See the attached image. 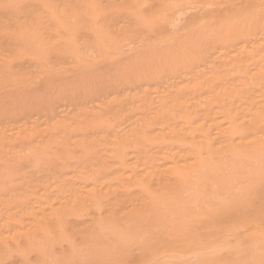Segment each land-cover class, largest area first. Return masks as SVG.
<instances>
[{
    "label": "rangeland",
    "instance_id": "374dc122",
    "mask_svg": "<svg viewBox=\"0 0 264 264\" xmlns=\"http://www.w3.org/2000/svg\"><path fill=\"white\" fill-rule=\"evenodd\" d=\"M123 1L125 0H96L94 2H97V4L94 6L93 0H89V5L90 2L93 4L90 5V7L88 5L92 13V17H89V13H86L88 12V7L86 8L87 0H0V41L2 43V40L11 38V42L14 41L13 50L21 47L18 49V52L20 51V53H22L20 55L26 53L24 57L19 55L18 57L16 56V58L13 56L15 53L19 54L16 51L12 54L13 59H11L9 55L7 56L9 58L6 64L9 65L8 67L15 73V76L11 73V78H17V75H26L27 77L29 76L34 83V87L33 83H30L31 85L26 84L28 88L31 86L30 89H27V92L26 89H24V91L20 90V87L23 89L25 86L19 84L17 90L18 88L20 89L17 94L20 92L21 95L12 94L13 91L11 92V95L17 96H15L17 98L16 100H14L15 98L13 99L14 101L11 100V97H14L11 95L9 97L8 95L6 96L9 101L11 100L9 103L6 102V97L5 99L2 97L0 98L8 104L4 107L6 104L3 103L4 101L1 102L0 100V104L3 103V106L0 105V112H2V110L4 112L0 113V264H44L45 262V264H100V262H102L101 264H148L149 262L147 263L143 259V262L145 261L146 263L141 262V254L145 250L144 246H146V236L143 235L145 230V234H148L147 236H153L155 233L162 232L159 237V239H161H158L159 241L157 240L154 242V239L151 240L154 242L153 244L155 247L159 246L157 250L163 251L169 249L171 251L170 247L173 245L172 250L173 247L175 249L173 252L176 253L177 251L179 255H182L181 257H184V260L191 250L195 252L193 249L199 248L196 246H200L203 240H205L204 243L210 242V245L213 243V245H216L218 240L222 242V239H224L223 241L226 240V244L230 246V251L218 255L211 264H233L235 262L233 259L235 260L239 255L235 252L234 247L241 242H245V240L247 241V239L248 241L254 240V236L255 238L259 236L255 233H253V235L251 234L250 228L252 225L250 219L254 221L253 216L249 219L251 226L249 225L250 227L248 230L250 234L247 230V226H244L245 224L242 225V228L239 227L241 222L237 219L241 210L234 208L238 205L237 201H239L240 204V200L236 198L237 196L235 194L237 201L231 202L236 199L233 198V194L231 197L228 189H232L231 185H239L238 182L240 178L241 180L243 178L242 174H244L245 177L248 176V179H244V183L246 181L245 188L247 189V186L252 184H249V182L253 181L249 179L253 174L251 171L256 169V165L257 168H259L258 161L260 160L258 159H261V157L257 156L260 154V151L255 147L252 148L253 146L260 145V142L242 145V143L239 144L236 141H234L236 142L234 143L232 140H237L239 133L240 136L242 135L244 137L246 134V138L247 136L251 138L256 135L257 131L261 134L263 132L262 130H264V0H252L254 3L252 4L251 2V6H246L247 0H231L230 2H236V5L242 1V9H244L243 11L241 9L242 16H239L241 13H238L239 15L237 14L239 18L237 16L231 18L232 14L228 15L230 12H226L228 16L224 15V11L221 12V8L225 11H229V9H225L224 7L228 5L231 10V7L234 5H229L231 3L229 1L226 2V0H216V3L213 2V5L211 4V6H213L211 9V6L208 5L209 7L207 8L211 11H202V7L196 4L195 7H197V9L195 8L194 10V6L191 7V5L194 4H189L190 2H188L190 8L187 7L188 5H184L187 4L186 2L181 3L182 7L179 2L176 4L179 10L175 8V11H178V13L176 14L173 12L171 13V17V14L167 16L169 17L167 19H171V22L174 21V24L168 20L170 24L166 25L167 27L171 25L173 29H171L170 26V28L167 29L170 32L164 31L165 33L162 32L159 33V35H154L155 30H153L154 33L151 32L149 35L147 33L150 31H142L146 34H139V31H136L139 29H135L140 26L141 22L142 27L144 26L143 20L153 11L150 8L152 7L153 9L156 2H158L157 0L156 2L155 0H147L143 8L141 5L142 9L140 8L141 10L139 9V11H142V14L140 15L139 11H137L139 13L135 10L132 11L131 8L134 7L132 5L126 4L127 8L123 7L128 10V6H130L131 10L129 9V12H134L133 15L136 14L133 17L138 16L140 18L143 17L145 13H148L147 15L145 14V19L142 18L143 20L138 19V17H121V15L125 16L123 15L124 13H122V9L119 10ZM144 2H146V0ZM218 2L222 4H218ZM123 5L125 6V4ZM198 7L202 9L201 14L203 13V15L207 12L210 17L209 13L213 11V13L216 12V15L223 13V17H229V19H224L221 15L219 16L221 21L224 19L222 22L220 21L216 24L218 19L214 18L212 19L214 20L213 25H210L212 20L205 17L206 21L208 20V24L206 22L202 24L203 21H205L202 20V22L198 21L201 23H199L198 26H196V23L194 28L192 26V28H189L191 20L195 17L199 18L198 16L201 15L198 12L200 11ZM234 7L236 8L235 5ZM180 8H183V10ZM214 8H216V11H214ZM111 11H120L119 13H121V15H117L119 13L116 12V17L112 15V18H116L114 19V24L112 23L113 21L110 23L104 22L103 24L102 21L104 19L101 20L100 18L103 15L104 17L102 18H105V14L107 17L110 13H113ZM143 12L145 13L143 14ZM181 12L182 14L180 15ZM195 13L196 15L198 14V16L194 15ZM49 15L52 19L53 17H55V19L58 18L57 23L55 22L56 25H52L54 27L51 26V30L47 27L48 22L51 23ZM158 16L161 15L158 14ZM13 17L14 19L16 17L18 18L15 19L16 22L12 20ZM219 17L217 16V18ZM69 18H71L70 21H68ZM110 18L107 20L110 21ZM236 18L238 19L235 20ZM177 19L181 21H176ZM11 20L12 23L10 22ZM17 20L20 22L19 25L17 24ZM89 20L91 22H89ZM229 21H231L230 23L235 22V24L230 26L231 24ZM13 22L20 26L19 31L18 28H12L15 27L13 26ZM94 22H96L95 25ZM71 23L75 25L78 23L79 25L77 24L75 26ZM101 23L103 26L100 25ZM97 24H99L101 28L97 26ZM178 24L182 27L185 24H187V26L189 25V27L185 29L189 31L190 34H188V32H186V34L181 33L180 31L186 26L181 28ZM223 24L227 26H222ZM80 25H84V27ZM88 25L89 29H87ZM91 26H93V28ZM199 26L203 27L201 28L203 29L202 31L199 29ZM85 27L87 30L83 29ZM98 27L101 31L103 30L102 32L109 31L111 34H117L118 42H116L118 45L114 43L117 47L115 48L114 46L113 48L112 46V52H110L108 57L98 52L96 47L91 48V45H89V49L88 47H83V45L81 48L82 51H79L82 52V54L79 53L80 59L76 57L73 58L74 56L72 55L73 57H71L69 54L66 56L61 55V58L58 55L59 60L55 59L57 57L54 59L52 58L54 56H52V54L55 53L54 49H58L57 51L62 50V53L67 52L64 50L67 45L64 46L63 44L67 36H72L74 38L79 37L80 40H88L92 38L90 29L92 28L93 31H99ZM76 29L79 31H76ZM153 29H155V27ZM185 29L182 32H185ZM157 30L159 31V28H157ZM190 30L192 31L190 32ZM175 31L178 32L176 33ZM179 32L180 34H178ZM189 35L191 36L189 37ZM14 38L20 40L19 42H21L23 47L19 46ZM167 38H169V40H167ZM173 40L175 42H173ZM1 43L0 47H2ZM10 46H8L9 49ZM92 47L94 46L92 45ZM6 49L7 47L5 50ZM38 50L41 53L44 52V56L46 53L45 57L47 58L41 56L42 54L40 55ZM0 52L4 56L7 55L5 54L6 51L2 52L1 48ZM31 53H33V55L36 54V56L39 53L38 55H40L41 59L42 57L45 59L46 62H44V64H47L45 65V69L38 66L42 62L40 57L37 56V59L41 60L39 64L38 62L36 63V56L30 55V58H27L29 57L28 54ZM112 53L113 56L111 55ZM32 56L34 57V61L31 59L33 58ZM26 58L29 62L33 61L36 65H34V63H29ZM22 61L28 64H24ZM4 62L7 61L5 60ZM32 65L34 67H32ZM4 66L6 67L5 64ZM218 66H220L221 69ZM10 79L7 78L4 81L9 83ZM13 79L10 83H13ZM6 83L4 82L2 85L6 86ZM0 88H2V92L8 91H6V88L4 90L1 85ZM8 88L9 87H7V89ZM9 89H11V87ZM12 89H14V87ZM31 89L32 91H30ZM212 90L214 92H212ZM216 96L218 100L215 99ZM211 97H213V100ZM236 104H239V106ZM236 115H238L237 118H235ZM259 119L263 121L261 122ZM253 120H258L259 122L254 123L256 125H251L253 124V122H251ZM233 132L236 133V135ZM252 132L254 135L251 134ZM194 138L195 142L197 141L196 143L194 142ZM245 142L246 140H244L243 143ZM196 144L198 146H196ZM194 146L195 148L202 146L203 149L200 152L204 155V159L202 154L199 155L198 153L201 147L196 148L199 149L197 151L193 149ZM192 150H196L199 159L200 156L202 158L198 160L197 155L195 156ZM216 151L222 154L218 155L219 152L215 154ZM251 151L255 153L251 154ZM226 152H229L232 156H234L233 153L235 152L234 154L236 155L233 158L232 156L230 157L229 154L227 155ZM207 153L208 155H205ZM135 154L137 156H133ZM196 159L199 162L201 160L206 161L207 166L210 164L211 167H209V170L210 168H214L213 170L211 169L212 171H208L205 176L203 175L199 181L198 185H202L201 187L203 188L207 180L205 183L207 186L203 188V195L205 198L201 195L204 200L201 201L202 199H198L195 201V203L198 202L197 204L192 202L194 201L192 196H196L194 191L198 192V190L201 191L202 189H197L196 187L193 188L194 191L192 190L191 192L190 190V194L183 192V194H181V191L178 192L176 189L177 183H175L176 172H181V169H183L180 174H187L191 168H194V164L192 163L197 162ZM233 159L234 164L232 163ZM236 159L240 160L237 161ZM226 160L228 161L227 163ZM212 162L213 165H211ZM235 163L241 166L237 164L235 166ZM182 164L186 165V167H184V165L182 166ZM233 166H235L236 171ZM144 169H147V171ZM141 171L144 173L140 174L142 173ZM149 172L154 176H151L152 180L154 179L152 182ZM167 172H169V174H167ZM136 174L139 177L137 181ZM144 174L148 178L145 177V181L141 182L140 179L142 180L141 177H144ZM207 174L210 180L207 179ZM220 174L223 175L224 180L226 179L225 181H223ZM228 175L230 178L234 177V179L237 178V180H239L230 179ZM219 181L224 183L221 182L220 185ZM224 184L225 186L223 187ZM147 186L151 189L149 187L147 188ZM208 186L213 187H210V189ZM237 186L235 185L234 187ZM167 187L172 188L167 189ZM206 188L210 190L208 191ZM225 189L226 193H224ZM162 190L164 193H160ZM234 190L236 189L234 188ZM126 191H128V194ZM146 191L149 194H147ZM167 191H170L172 194H167ZM215 191L218 192L216 193ZM219 191H223V196H221ZM261 191V189L257 191L258 195ZM212 192L214 196H211L213 194ZM136 194L137 196L140 195V197H145L146 194L148 196H146V198L138 197L139 199H137V196L135 197ZM150 194L153 197L150 196ZM185 194L188 196V202H192L191 204L189 203V205L186 204L187 207L191 206L194 210L190 209L191 212L187 211L191 214V218H185L181 222L180 219L184 213L181 214L178 209L179 215L181 216L179 217L177 208L181 203H183V205L185 204L184 201L179 202L184 198ZM215 194H220V196ZM239 194L241 193L239 192ZM224 196L226 199H231L230 203L229 200H227L228 204L225 202L226 205L222 202L224 201L223 199H225ZM154 197L157 198L155 199ZM122 198L125 199L122 201ZM159 198L162 201H160ZM191 198H193V200ZM135 199L137 201L139 200V203H137ZM146 199L147 201H145ZM151 199L153 200L151 201ZM215 199L217 201H215ZM199 201L203 203L201 204L200 202L199 204ZM204 202L207 203L205 204ZM145 203L148 204V206ZM216 203H218L217 206ZM207 204L212 207L210 208ZM221 204H224V206ZM157 205H160L161 208ZM161 205H163V207ZM203 205L204 207H202ZM142 206L144 208H142ZM196 206H199L200 210L199 207H197V209ZM213 206H216L218 210H216V207L213 208ZM137 207H140L141 211L140 209L137 210ZM133 208L136 210L135 212ZM237 210L239 211L236 212ZM137 211L141 212V216L139 215V218H141L139 219L140 222L137 221L138 217L134 216L139 214ZM194 211L195 214H193ZM233 211L235 214H231ZM126 212H128L129 216H126ZM143 212H148V214ZM203 212L207 215L200 216ZM52 213L59 216V223H61L55 229L51 221L53 220L56 222L55 219L58 216L53 218L55 215H50ZM129 213L134 215H130ZM142 213L144 215H142ZM189 213L187 214L189 215ZM227 213L229 214L228 216L231 214V218L226 216ZM218 214H220V216L224 215L222 218L225 217V221H227L228 218L227 225L220 216L218 217ZM244 214L243 216H245ZM249 214L252 215V213ZM145 216L148 219L145 218ZM243 216L242 219L245 220ZM169 217H171L172 220ZM263 217L262 219L260 217V221H263ZM125 218L127 220H125ZM128 218L131 219V221ZM210 218H212V220ZM216 218L217 220H221L216 221ZM256 218L257 217H255V219ZM141 220L145 222H141ZM155 220L157 222L160 220V222L157 223ZM184 220L186 221L185 223ZM257 220L259 223V219ZM125 221L127 223H125ZM171 221L174 222L172 223ZM187 221L189 222L187 223ZM194 221L195 224H193ZM201 221L204 222L201 224ZM221 221H223V224H221ZM162 222H164L163 224H165L164 226L166 228L162 226ZM102 223L105 227L99 230V234L95 231V227L99 224L102 225ZM213 223L217 224V226ZM256 223L257 221L253 225ZM230 224L231 226H229ZM167 225H169L172 230ZM190 225L192 226L191 229ZM199 225H202V227ZM211 225L216 227L220 225L218 228H221L223 233H221V229L209 227ZM256 225V227H259L260 223ZM263 225L264 221L260 228H262ZM59 226L61 228H59ZM147 226H150V229ZM39 227H43L41 232L40 230L38 231V229H40ZM253 227L251 229H253ZM58 228L60 231L57 230ZM118 228L119 230L123 229L126 233L121 232L123 230L119 231ZM160 228H164V230ZM262 229L264 230V228ZM46 230L47 233L45 234L47 235L45 236L47 237L45 238L42 236H44L43 231L46 232ZM114 231L119 232L113 233ZM165 231L166 233L164 234L163 232ZM255 231L258 233L256 228L254 232ZM42 232L43 234H41V236L40 233ZM102 232L104 233L102 234ZM118 233H121V235ZM114 234L118 235L114 236ZM166 234H169V236L165 238ZM215 234L217 236H215ZM170 235H173V237ZM35 236L37 238H35ZM261 236L263 235L261 234L260 237ZM117 237L119 238L117 239ZM243 237L246 238L244 239ZM40 238H42L41 242ZM32 239H35V241L37 240V242L31 241L33 242V244H31L29 241ZM186 239L187 241L185 242ZM95 240H97L98 243L95 242ZM118 241L120 244L117 243ZM181 241L184 244L186 243L185 245H187L188 242V247ZM199 241L201 243H199ZM179 243H182L181 246ZM168 244L172 245L168 248ZM114 246H116V248L120 246L121 248L118 247V249H116ZM152 249L154 250V254H152L154 257L151 255V259H149L152 260L153 258L155 264H162L163 257L164 260H168L167 257L165 258L167 255L162 252L164 256H162V258L157 256L156 258L157 250L155 248ZM177 253L175 255H177ZM183 254H185V256H183ZM24 255L26 257H24ZM21 256H23V259ZM257 256L261 257H259V259L249 257L252 260L247 258L248 261L243 259L244 262L242 261L241 264H264L263 254ZM109 257L111 260L114 258L116 259L111 263L109 262L111 261ZM127 257L130 259L127 260ZM90 258L94 260L92 261ZM118 259H120V261H118ZM22 260L23 262L19 263V261ZM164 262L163 264H165ZM185 262H188V260ZM150 264H152L151 261ZM176 264L184 263L177 262Z\"/></svg>",
    "mask_w": 264,
    "mask_h": 264
},
{
    "label": "bare ground",
    "instance_id": "6f19581e",
    "mask_svg": "<svg viewBox=\"0 0 264 264\" xmlns=\"http://www.w3.org/2000/svg\"><path fill=\"white\" fill-rule=\"evenodd\" d=\"M88 1H89V0H87L86 8H87L88 5H89ZM94 1H96V0H93V2H94ZM121 1H122V0H121ZM144 1H145V0H125V1H123V3L121 2L122 5L120 6L121 8H119V10L122 9V13H124L123 15H125V16H122L121 13H119L120 11H115V12L111 11V12H113L114 14H113V13H110L107 17H106V14H105V18H102V17H104V15H103L102 17L100 16V17H101L100 19H101V20L104 19V20L102 21L103 24H104V22H106V23L109 22V23H110V22H112V21H113L112 23L114 24V21H115L114 19H116V18H114V17L112 18V15H114L115 17H116L117 15H121V17H133V16H135L136 14L133 15L134 12H129V11L132 9V11L135 10V11L137 12V11H139V9L141 8V5H142V8H143V6L145 7L144 4L147 3V0H146V2H144ZM157 1H158V2H156V0H155L156 4H155V6L153 7V9H152V7L150 8L151 10H153L151 13L148 14V13L143 12V14H144V13H145L146 15L148 14V15H147L148 17H146L145 14H144L145 16L143 15V17H140V18H139L138 16L133 17V18H137V17H138V19H142V18L146 17V19L148 20V21H147L145 18H144L145 20L142 19V20H143V23H144V26L142 27V22H141L140 26L135 28V29H139V30H136L137 32L139 31V32H138L139 34H146V33H143V32L150 31L149 33H147V34L150 35V33H151V32L154 33L153 30H155V34H154V35H156V34L159 35V33H162V32L165 33L166 31H169V30H167V29H169L171 25H170L169 27H167V25L170 24V22H171L170 20H171V19H170V20L167 19V18H169V17H167V16H169V14H171V13H173V12H175L176 14L178 13V11H175V10L178 9L177 6H176V4L179 3V2H180V4H181L182 2H184V3L186 2L187 4H184V5H186V6L188 5V2H190L189 4H194V5H191V7L194 6V10H195V8L197 9V7H195L196 5H197V6H201L203 10H202L200 7H198V9L200 8V11L196 10V11H198V12L201 14V10H202V11H207V10H208L207 7H209L208 5H210V6H211V4L213 5V2H215L216 0H214V1H213V0H211V1H210V0H157ZM219 1H221V0H219ZM223 1H224V0H223ZM227 1L230 2L231 0H226V2H227ZM233 1H235V0H233ZM97 2H98V1H97ZM97 2H96V3L94 2V6H96L95 4H97ZM124 2H126V3H124ZM229 2H228V3H229ZM239 2H240V1H239ZM251 2H252V0H247V1H246V3H247L246 6H248V5L251 6V5L254 3V1L252 2V4H251ZM142 3H143V4H142ZM215 3H216V2H215ZM215 3H214V4H215ZM224 3H225V2H224ZM228 3H227V4H228ZM230 3H231V2H230ZM235 3H236V2H235ZM235 3H231V4H229V5L232 6V4H234V5L236 6V8H235L234 5H233L232 7H234V8L231 7V10H230V6L228 7V5H227V6L224 7V8H225V9H229V11H228V10L225 11V10H223L221 7H220V8H221L222 11H221V10H220V11H221V12L224 11V13H225L224 15H227V13L230 12V13H228V15H231V14H232V15H231V18L234 17V16H237V17L239 18V16H242V11H243L244 8L242 9V1H241V3H239V4L237 3V5H236ZM123 4H125V6H124ZM126 4H127V5H132V6H134V7L131 8L130 6H128V7H129L128 10H127V9H124L125 7L127 8V5H126ZM195 4H196V5H195ZM218 4H222V3H219V2H218ZM225 4H226V3H225ZM250 4H251V5H250ZM90 5H93V4H91V2H90ZM90 5H89V7H90ZM153 5H154V4H153ZM175 6H176V7H175ZM180 6H182V4H181ZM189 6H190V5H188L187 7H189ZM237 6H238V7H237ZM89 7H88V10L86 9V10L88 11V12H86V13H87V14L89 13L88 16L90 17V16L92 15V13L90 12ZM123 7H124V8H123ZM182 7H183V6H182ZM212 7H213V6H211L210 9H211ZM227 7H228V8H227ZM243 7H244V6H243ZM130 8H131V9H130ZM135 8H136V9H135ZM142 8H141V9H142ZM175 8H176V9H175ZM189 8H190V7H189ZM220 8H219V9H220ZM123 9H124V10H123ZM129 9H130V10H129ZM141 9H140V10H141ZM180 9L183 10V8H180ZM185 9H186V8H185ZM210 9H209L208 11H211ZM215 9H216V8H214V11H216ZM219 9H218V10H219ZM241 9H242V11H241ZM95 10H96V9H95ZM95 10H94V11H95ZM178 10H179V9H178ZM181 10H180V11H181ZM192 10H193V9H192ZM160 11H161V12H160ZM220 11H219V12L217 11V12H218V13H221ZM116 12H118L119 14L116 15V14H115ZM139 12H140V11H139ZM139 12H137V13H139ZM141 12H142V11H141ZM141 12L139 13V15L142 14ZM158 12H159V13H158ZM162 12H163V13H162ZM226 12H227V13H226ZM231 12H232V13H231ZM93 13H94V12H93ZM131 13H132V14H131ZM205 13H206L205 15H203V13H202V14L199 15V16H198V14L196 15V13H195L194 15L198 16L199 18H196V17H195L194 19L190 18V19H192V20H191L190 27H189V25L187 26V24H185L184 26H186V27L183 26V27H184V28H183L180 24H178V26L180 25L179 27L183 28L182 30H181V28H180V30H181L180 32H181V33H185V34H186V32H188V34H190L189 31H187L185 28H188V27H189V28H192V27L194 28V27H195L194 25L197 23L196 26H198V24L200 23V22H198V21H201V22H202V20H205V21H203L202 24H205L204 22H206V23L208 24V22H207L208 20L206 21V18H207V17L210 18L209 20H212V19H214V18H215V19H218L219 21L217 20V21H216V24H217V22H220V21H221V18H220L219 16L222 15V17H223V13H222V14H218V15H216V12L213 13V11H212L211 13H213V14L209 13V14H210V17H209V15L207 14V12H205ZM238 13H241V14L239 15ZM94 14H95V13H94ZM158 14L161 15V16H158ZM181 14H182V12L180 13V15H181ZM214 14H215V15H214ZM235 14H236V15H235ZM237 14H238L239 16H238ZM131 15H132V16H131ZM180 15H179V16H180ZM211 15H212L213 17H212ZM228 15H227V16H228ZM54 16H55V15H54ZM84 16H85V15H84ZM95 16H97V15H95ZM171 16H172V14L170 15V17H171ZM174 16H175V15H174ZM174 16H173V17H174ZM217 16H218L219 18H217ZM17 17H18V16H17ZM17 17H16V18H17ZM91 17H92V16H91ZM110 17H111V18H110ZM150 17H151V18H150ZM173 17H172V18H173ZM177 17H178V16H177ZM205 17H206V18H205ZM16 18H15V19H16ZM50 18H51V19H50ZM109 18H110V21L107 20V19H109ZM148 18H149V19H148ZM175 18H176V17H175ZM208 18H207V19H208ZM223 18H224V17H223ZM225 18H228V19H229V17H225ZM225 18H224V19H225ZM238 18H236L235 20H237ZM15 19H14V17L12 18V20H13L14 22H16ZM17 19H18V18H17ZM49 19L51 20V23L48 22V24H47V23H46V24H47V27L50 28L49 30H51V28L54 27V26H52V25H54L55 22L57 23V21H58L57 19H58V18L55 19V17H53V19H52V17H50V15H49ZM49 19H48V20H49ZM54 19H55V21L53 22ZM75 19H76V17H75ZM91 19H92V18H91ZM93 19H95V18H93ZM100 19H99V20H100ZM150 19H152L153 22H152V20H150ZM199 19H201V20H199ZM224 19H223V20H224ZM12 20L10 21L11 23H12ZM19 20H20V19H19ZM48 20H47V21H48ZM50 20H49V21H50ZM70 20H71V18H69L68 21H70ZM76 20H77V19H76ZM97 20H98V19H97ZM142 20H141V21H142ZM168 20H169L170 22H169ZM174 20H175V19H174ZM179 20H180V19H177L176 21H179ZM223 20H222V21H223ZM231 20H232V19H231ZM59 21H60V20H59ZM150 21H151L152 23H151ZM154 21H155V22H154ZM180 21H181V20H180ZM189 21H190V20H189ZM213 21H214V20H212V23L210 22V25H211V24L213 25V23H214ZM222 21H221V22H222ZM14 22H13V26H15V27H12V28H13V29H17V28H18V31H19V30H20V28H19L20 26H18V25H19L20 22L17 20V24H18V25H17L16 23H15V24H16V25H15ZM71 22H72V21H71ZM89 22H91V21L89 20ZM168 22H169V23H168ZM172 22H173V23H172ZM172 22H171V23L174 24V21H172ZM230 22H231V21H229V23H230ZM11 23H10V25H11ZM64 23H65V22H64ZM80 23H81V22H80ZM102 23H101L100 25H102ZM62 24H63V23H62ZM62 24H61V25H62ZM71 24H72V23H71ZM77 24H78V23H77ZM77 24H76V25H77ZM95 24H96V22H94V25H95ZM154 24H156V25H154ZM166 24H167V25H166ZM192 24H193V25H192ZM200 24H201V23H200ZM207 24H206V25H207ZM230 24H231V25H230ZM230 24H229L230 26H233V24H235V22H234V23L232 22V23H230ZM55 25H56V24H55ZM72 25H75V24H72ZM76 25H75V26H76ZM78 25H79V24H78ZM92 25H93V24H92ZM109 25H110V24H109ZM152 25H153V26H152ZM175 25H176V24H175ZM51 26H52V27H51ZM62 26H63V25H62ZM80 26H81V25H80ZM85 26H87V25H85ZM97 26H99V24H97ZM102 26H103V25H102ZM104 26H106V25H104ZM156 26H157V28H159V31L157 30ZM159 26H160L161 28H160ZM173 26H174V25H173ZM191 26H192V27H191ZM200 26H201V25H200ZM200 26H199V27H200ZM216 26H217V25H216ZM222 26H225V24H223ZM226 26H227V25H226ZM226 26H225V27H226ZM47 27H45V28H47ZM73 27H74V26H73ZM81 27H84V25L81 26ZM91 27L93 28V26H91ZM99 27L101 28V26H99ZM99 27H98V28H99ZM112 27H113V25H112ZM154 27H155V29H153ZM199 27H197V28H199ZM220 27H221V26H220ZM77 28H78V27H77ZM92 28L90 29L91 32L89 31V32L91 33V37H92V38H91V39H88V40H80L79 37H78V38H77V37L74 38V37H72V36H67V38H66V40H65V43H63L64 46L67 45V46L65 47V49H64V50H66L67 52H65V51L63 50L65 53H62V52H61L62 50L57 51L58 49H57V50L54 49V52H55V53L53 52L54 54H52V56H53V55H54V56H53L52 58L54 59L55 57H57L58 59H57V58H55V59H56V60H59V57H60L61 55H62V56L65 55V56H66V55H68V54H69V56H71V57L74 56L73 58H75V57H76V58H79V53L82 54V52H79V51H82L81 48H82L83 45H84L83 47H88L89 49H90L89 45H91V48H95V47H96V49L98 50V52L103 53V56L108 57V55L110 54V52H112V51H111V50H112V49H111L112 46H113V48H114V46H115V48L117 47L116 45H114V43H117V42H118V41H117V34H116V35H115V33H114V34H111V33H109V31H108V32H102L103 30L101 31L100 28H99V31L94 30V31H95V32H94ZM175 28H176V27H175ZM197 28H196V29H197ZM201 28H203V27H200L199 29H201ZM205 28H206V26H205ZM230 28H231V27H230ZM83 29L85 30L86 27L83 28ZM87 29H89V25H88ZM87 29H86V30H87ZM96 29H97V28H96ZM142 29H143V30H142ZM161 29H162V30H161ZM165 29H166V30H165ZM171 29H173L172 26H171ZM177 29H178V27H177ZM184 29H185L186 31H185V32H182ZM207 29H208V28H207ZM217 29H218V28H217ZM46 30H48V29H46ZM77 30H78V29H76V31H77ZM106 30H107V29H106ZM156 30H157V33H156ZM175 30H176V29H175ZM188 30H189V29H188ZM193 30H194V29H193ZM202 30H203V29H201V31H202ZM210 30H211V29H210ZM215 30H216V29H215ZM218 30H219V29H218ZM78 31H79V30H78ZM140 31H141V32H140ZM142 31H143V32H142ZM164 31H165V32H164ZM191 31H192V30H190V32H191ZM224 31H225V30H224ZM74 32H75V31H74ZM74 32H73V33H74ZM84 32H85V31H84ZM86 32H87V31H86ZM169 32H170V31H169ZM173 32H174V30H173ZM175 32H176V31H175ZM177 32H178V31H177ZM177 32H176V33H177ZM180 32H179L178 34H180ZM77 33H78V32H77ZM204 33H205V32H204ZM213 33H214V32H213ZM220 33H221V32H220ZM248 33H249V32H248ZM173 34H174V33H173ZM178 34H176V35H178ZM218 34H219V33H218ZM75 35H77V34H75ZM152 35H153V34H152ZM203 35H205V34H203ZM206 35H207V34H206ZM210 35H211V34H210ZM77 36H78V35H77ZM190 36H191V35H189V37H190ZM207 36H208V35H207ZM207 36H206V37H207ZM118 37H119V35H118ZM143 37H144V36H143ZM178 37H179V36H178ZM178 37H177V38H178ZM187 37H188V36H187ZM21 38H22V37H21ZM76 38H77V39H76ZM115 39H116V40H115ZM165 39H166V38H165ZM170 39H171V38H170ZM14 40L18 43L19 46H22V47H23V45L21 44V42H19L20 40H16L15 38H14ZM167 40H169V38H167ZM171 40H172V39H171ZM2 41H3L2 43H1V41H0L1 46H2V47H0V48H1L2 52H3V51H4V52L6 51L5 54H7V55L4 56V55L0 52V58L2 59V60L0 59V80H2V81H0V85H1V87H3L4 90H5V88H6V91H7V90H8V91L5 92V91L3 90L4 92H2V88H0V90H1L0 93L2 92V93L0 94V98L2 97V98L5 99V97H6L7 95H8V97L11 95V92H12V91H13L12 94H16V95H19V96H20V95H21L20 92H19V94H17V93H18V90H19L20 88H21L20 90H23V91H24V89H26V92H27V89H30L31 86L28 88V87H26V84L29 85L30 83L32 84L33 82H32V80H31V78H29V76L27 77L26 75H25V76H24V75H21L22 77H21L20 75H19V76L17 75V78H16V77H12V78H11L12 75L15 76V75H14L15 73L12 71L11 68L8 67L9 65L6 64V63H8V58H9V57H7V56L9 55L10 58L13 59V58H12V54H14V52H16V51L18 52V49H20L21 47H20V48L18 47V48H16L15 50H13V49H14V48H13V43H14V41L11 42V38H6L5 40H2ZM114 41H115V42H114ZM116 41H117V42H116ZM63 42H64V41H63ZM120 42H121V41H120ZM173 42H175V41L173 40ZM11 43H12V44H11ZM170 43H171V42H170ZM10 45H12V46H10ZM85 45H86V46H85ZM92 45H93L94 47H92ZM117 45H118V43H117ZM174 45H175V44H174ZM8 46H10V49H9ZM175 46H176V45H175ZM6 47H7V49L5 50ZM240 47H241V46H240ZM240 47H238V48H240ZM2 48H3V49H2ZM8 49H9V50H8ZM84 49H85V48H84ZM86 49H87V48H86ZM220 49H221V48H220ZM12 50H13V51H12ZM94 50H95V49H94ZM97 50H96V51H97ZM41 51H42V50H41ZM50 51H51V50H50ZM115 51H116V50H115ZM7 52H8V53H7ZM11 52H13V53H11ZM38 52H40V51L38 50ZM47 52H48V51H47ZM58 52H60V53H58ZM10 53H11V54H10ZM18 53H19V54L15 53L16 55L14 54L13 56H15V57L17 56V57H18L20 54H22V53H20V51H19ZM29 53H30V52H29ZM33 53H34V52H33ZM33 53L28 54L29 57H27V58H30V55H33ZM43 53H44V52H43ZM43 53L40 52V55L42 54L41 56H44ZM56 53H57V54H56ZM66 53H67V54H66ZM1 54H2V56H1ZM25 54H26V53H25ZM25 54L20 55V56H21V57H22V56L24 57ZM38 54H39V53H38ZM38 54H37V56L40 57V55H38ZM70 54H71V55H70ZM28 55H26V56H28ZM58 55H59V57H58ZM72 55H73V56H72ZM77 55H78V56H77ZM84 55H85V53H84ZM111 55L113 56V53H112ZM218 55H219V54H218ZM33 56H36V54H34ZM33 56H32V57H33ZM37 56L35 57V58H36V59H35V60H36V63L38 62V64H39V62L42 60L41 64H39L38 66H39L40 68L45 69V68H46L45 65H47V64H44V62H46L44 58H47V57H45V56H46V53H45L44 58L42 57V59H41V57H40L41 60H40V59H37ZM62 56H61V57H62ZM82 56H83V55H82ZM15 57H14V58H15ZM17 57H16V58H17ZM61 57H60V58H61ZM5 58H6V59H5ZM27 58H26V60L28 61ZM48 58H49V57H48ZM31 59H33V61H34V57L31 58ZM43 59H44V61H43ZM79 59H80V58H79ZM3 60H4V61L6 60L7 62H4ZM38 60H39V61H38ZM46 60H47V59H46ZM1 61H3V62H1ZM33 61H32V62H29V61H28V62L32 64V63H34ZM22 62H23V61H22ZM3 63L6 65V67L4 66ZM23 63H24V62H23ZM25 63H26V62H25ZM25 63H24V64H25ZM26 64H28V63H26ZM2 65H3V66H2ZM34 65H36V64L34 63ZM40 65H41V66H40ZM1 66H2V67H1ZM30 66H31V65H30ZM3 67H4V68H3ZM32 67H34V66L32 65ZM218 67H220V66H218ZM220 69H221V67H220ZM11 73H13V74L11 75ZM7 78H9V79L11 78L10 81L8 80L9 83L11 82V80H12L13 78H15V79H13V81H12L13 83H10V84H11V85H10L9 83H6V81H4V80L7 79ZM3 81L6 83V86H5V85H2V83H4ZM19 84H23L25 87H23V89H22V87H20V88H18V90H17V87H19ZM31 84H30V85H31ZM35 84H36V83H35ZM23 85H21V86H23ZM15 86H16V88H15ZM7 87H9V88L11 87V89L14 87V89H12V90L9 89V88L7 89ZM33 87H34V83H33ZM32 89H33V88H32ZM32 89H31L30 91H32ZM9 90H10V91H9ZM224 90H225V89H224ZM14 91H15V92H14ZM16 91H17V92H16ZM28 91H29V90H28ZM219 91H220V90H219ZM225 91H226V90H225ZM212 92H214V91L212 90ZM223 92H224V91H223ZM4 93H5V94H4ZM6 93H7V94H6ZM2 94H3V95H2ZM213 94H214V93H213ZM16 95H11V96H14L13 98L11 97V100H12V101H14V100L17 99V98H16V97H17ZM211 95H212V93H211ZM214 95H215V94H214ZM227 95H228V93H227ZM15 96H16V97H15ZM212 96H213V95H212ZM14 98H15V99H14ZM19 98H20V97H19ZM212 98H213V97H211V99H212ZM6 99H7V100H6L7 103L11 102V100L9 101L7 97H6ZM13 99H14V100H13ZM215 99L218 100V97L216 96ZM234 99H235V98H234ZM0 100H1V102L4 101V100H2V99H0ZM212 100H213V99H212ZM220 100H221V99H220ZM215 101H216V100H215ZM235 101H236V100H235ZM235 101H234V102H235ZM237 102H238V101H237ZM3 103L6 104L5 101H4ZM3 103H1L0 105L3 106ZM7 105H8V104H6L4 107H6ZM236 105L239 106V104H236ZM4 107H3V108H4ZM0 108H1V107H0ZM4 109H5V108H4ZM0 111H1V110H0ZM4 111H5V110H4ZM2 112H3V110H2ZM2 112H0V113H2ZM3 113H4V112H3ZM241 115H242V114H241ZM237 116H238V115H236L235 118H237ZM226 118H229V117H226ZM233 118H234V117H233ZM261 118H262V117H261ZM263 118H264V117H263ZM252 119H255V118H252ZM252 119H251V120H252ZM244 120H245V119H244ZM246 121H247V120H246ZM249 121H250V120H249ZM254 121H255V122H254ZM259 121H261V120L259 119ZM259 121H258V120H253V121H251V122H253V124H251V125H256V124H254V123H257V122H259ZM262 121H263V120H262ZM262 121H261V122H262ZM235 122H236V121H235ZM242 122H243V121H242ZM242 122H241V123H242ZM243 123H244V122H243ZM232 124H233V123H232ZM232 124H231V125H232ZM237 124H238V123H237ZM249 124H250V123H249ZM258 124H259V123H258ZM258 124H257V125H258ZM231 125H230V126H231ZM240 125H241V124H240ZM240 125H239V126H240ZM241 126H242V125H241ZM244 126H245V125H244ZM249 126H250V125H249ZM232 127H233V125H232ZM234 127H235V126H234ZM236 128H237V127H236ZM238 129H239V128H238ZM232 131H233V130H232ZM240 131H241V130H240ZM262 131H263V132H262ZM262 131H261V132H262L261 134H259V133H260L259 131H257V133L259 132L258 134H257L256 132H254V133H256V135H254L253 132H252L251 134H253L254 136H252L251 138H250V136H249V138H248V136H247V138H246V137H245L246 134H245L244 137H243L242 135L240 136V133H239V137H238V139H237L238 141H237L236 139L232 140L233 142L236 141V142L239 143V144L242 143V145H244V144L249 145V144L258 143V142L261 143V144L258 145V146H253V147H252V148H254V147L257 148V149L260 151V154L257 155V156L261 157V159H258V160H260V161H258V162H259V168H257V165H256V169L253 170L254 172L251 171V173H253V174H252L251 178L249 177V179H250V180H253V181H250L249 184H250V183H252V184L248 185V186H247V189H246V188H245V187H246V185H245L246 181H245V183H244V179H246V178L248 179V176L245 177L244 174H242V175H243V178H242V180H241V178H240V181L238 182L239 185L237 186V184H235L237 187H234L235 185H231V186H232V189H228V192L231 194V197L234 195V197H233L234 199L237 198V199L240 200V204H239V201H237V199L231 201V202L237 201V203H238L239 206L236 205V208H234V209H240V210H241V212H239L240 214H238L239 216H238V219H237V220H239V221L241 222V223L238 222V223H240V224H239V227L242 228V225L245 224L244 226H247V230H248L249 227L252 225V227L254 226V227L256 228V230L258 231V233H257L256 231L254 232V230H255L254 227H253V229H251V228H252V227H251V228H250V230H251V234L253 235V233H255L256 235H257V234L259 235V236L257 235L259 238H258V237L255 238V236H254V238H253L254 240H249V241H248V239H247V241L245 240V242H241V243L238 244L236 247H234L235 252H237L239 255H238V257H237V255H236L237 258H235V260L233 259L234 257L232 258L233 261H235L233 264H241V262L243 261V259H246V260L248 261V259H251L252 257H253L254 259H255V258H256V259H257V258L259 259V257H261V256L258 257L257 255H262V254H263V256H264V233H263L264 230L262 229V228H264V225H263L262 228H260V226L263 224V221H264V219H263V221H260V220L262 219V217L264 216V213H263V212H264V206H263V205H264V193H263V190H264V130H262ZM241 132H242V131H241ZM230 133H231V132H230ZM233 133H234V132H233ZM233 133H232V134H233ZM234 134L236 135V133H234ZM242 138H243V139H242ZM242 140H243V141H242ZM244 140H246L245 143H243ZM194 142H195V138H194ZM196 142H197V141H196ZM196 142H195V143H196ZM236 142H234V143H236ZM248 142H249V143H248ZM192 144H194V143H192ZM196 146H198V145L196 144ZM199 147H201L200 150H199V149H196V148H199ZM199 147H196V148H195V146H194L193 149H196L197 151L199 150L198 153H199V155H201L202 153H201L200 151H202L203 148H202V146H199ZM244 148H246V147H244ZM247 148H248V147H247ZM190 149H191V148H190ZM190 149H189V150H190ZM196 150H195V151L192 150V153H194L195 156L198 154V153H196ZM206 150H207V149H206ZM251 150H253V149H251ZM258 150H257V151H258ZM193 151H194V152H193ZM207 151H209V150H207ZM226 151H229V150H226ZM231 151H232V150H231ZM248 151H249V148H248ZM205 152H206V151H205ZM218 152H219V151H216L215 154H217ZM235 152H236V151H235ZM235 152H234V153H235ZM203 153H204V152H203ZM224 153H225V152H224ZM231 153H232V152H231ZM234 153H233L234 156H232V155L229 154V152H228V153L226 152L227 155L229 154V156H230V157L232 156L233 158L235 157V155L237 154V152H236V154H234ZM252 153H255V152H252V151H251V154H252ZM256 153H257V152H256ZM136 154H137V153H136ZM136 154L133 155V156H137ZM210 154H211V153H210ZM221 154H222L221 152L218 153V155H221ZM238 154H239V153H238ZM246 154H247V153H246ZM205 155H208V153L205 154ZM260 155H261V156H260ZM203 156H204V155L202 154V157H203ZM197 157H198V155H197ZM202 157L200 156V159H201ZM237 157H238V156H237ZM259 157H258V158H259ZM200 159H199V157H198V160H200ZM203 159H204V157H203ZM227 159H228V157H227ZM198 160L196 159L197 162L192 163V164H194V168H191L190 171L187 172V174H183V173L180 174V173L182 172L183 169H181V172H179V171L176 170L177 172H176V177H175V183H177V184H176L177 187L174 186V187H176V189L178 190V192L181 191V194H183V193H186V194L188 193V194H190V193L192 192V190L194 191L193 188H196V187H197V189H202L201 191L198 190V192L194 191V192L196 193V196H195V197L192 196V195H190V196H192V197L194 198V201H192L193 198H191L192 200L190 199V200H191L192 202H194V203H195V201H197L198 199H202V198L204 197V195H203V188H204L205 186H207V185H205V183H206V181H207L206 179H205L206 181H205V183H204L203 188L201 187L202 185H200V186L198 185V184H199V181L201 180V178L203 177V175L205 176V174L208 173V171H212V170L214 169V168H210V170H209V167H211L210 164L207 166L206 161L201 160V161L199 162ZM236 160L238 161V160H240V159H236ZM236 160H235V161H236ZM233 161H234V159L232 160V163L234 164ZM227 162H228V161L226 160V163H227ZM229 163H230V162H229ZM232 163H231V164H232ZM186 164H187V163H186ZM233 164H232V165H233ZM236 164H237V163H235V166H236ZM183 165H184V164H182V166H183ZM188 165H189V164H188ZM195 165H196V166H195ZM211 165H213V162H212ZM228 165H230V164H228ZM232 165H230V166H232ZM237 165H239V164H237ZM241 165H242V162H241ZM241 165H239V166H241ZM191 166H192V165H191ZM191 166H189V167H191ZM206 166H207V167H206ZM235 166H233V167L235 168ZM172 167H173V166H172ZM184 167H186V165H184ZM212 167H213V166H212ZM237 167H238V166H237ZM173 168H174V167H173ZM173 168H170V169H173ZM230 168H231V167H230ZM147 169H148V168H147ZM147 169H144V170L147 171ZM168 169H169V168H168ZM211 169H212V170H211ZM237 169H239V168H237ZM144 170H143V171H144ZM148 170H149V169H148ZM132 171H133V170H132ZM146 171H145V172H146ZM155 171H156V170H155ZM169 171H170V170H169ZM235 171H236V168H235ZM141 172H142V171H141ZM157 172H158V169H157ZM174 172H175V171H174ZM223 172H224V171H223ZM223 172H222V173H223ZM231 172H233V171H231ZM143 173H144V172H142V173H140V174H143ZM147 173H148V172H147ZM149 173L151 174V172H149ZM158 173H159V172H158ZM170 173H171V172H170ZM233 173H234V172H233ZM145 174H146V173H145ZM145 174L143 175L144 177H141V178H142V180L140 179L141 182H142V181H145V177L148 178L147 176H145ZM167 174H169V172H167ZM171 174H172V173H171ZM209 174H210V173H209ZM224 174H225V173H224ZM229 174H230V172H229ZM238 174H239V173H238ZM247 174H248V173H247ZM138 175H139V174H138ZM152 175H153V174H151V175H149V176L151 177ZM172 175H173V174H172ZM174 175H175V173H174ZM249 175H250V173H249ZM135 176H137V174H136ZM135 176H134V177H135ZM163 176H164V175H163ZM170 176H171V175H170ZM220 176H221V178L223 179V175L220 174ZM233 176H234V175H233ZM240 176H241V173H240ZM152 177H154V176H152ZM152 177L150 178L151 182L154 181V179L152 180ZM165 177H166V174H165ZM207 177H208V174H207ZM226 177H227V176H226ZM226 177H225V178H226ZM228 177H229V175H228ZM228 177H227V180H228ZM236 177H237V176H236ZM236 177H235V178H236ZM238 177H239V175H238ZM138 178H139V177L137 176V177H136V181H137ZM143 178H144V180H143ZM163 178H164V177H163ZM205 178H206V177H205ZM209 178H210V177H208L207 179H209ZM229 178H230V177H229ZM203 179H204V178H203ZM222 179H220V180H222ZM230 179H234V177H233V178H230ZM138 180H139V179H138ZM160 180H161V179H160ZM209 180H210V179H209ZM209 180H208V181H209ZM225 180H226V179H225ZM225 180L223 179V181H225ZM234 180L238 181L239 179L237 180V178H236V179H234ZM228 181H229V180H228ZM228 181H227V183H228ZM232 181H233V180H232ZM232 181H231V182H232ZM255 181H257V182H255ZM164 182H165V181H164ZM221 182H222V181H219L220 185H221ZM231 182H230V183H231ZM234 182H235V181H234ZM143 183H144V182H143ZM167 183H169V182H167ZM217 183H218V182H217ZM222 183H224V182H222ZM170 184H171V183H170ZM232 184H234V183H232ZM247 184H248V183H247ZM144 185H145V184H144ZM147 185H148V184H147ZM212 185H213V183H212ZM215 185H216V184H215ZM229 185H230V184H229ZM165 186H167V185H165ZM169 186H170V185H169ZM172 186H173V185H172ZM198 186L201 187V188H199ZM213 186H214V185H213ZM213 186H212V187H213ZM216 186H217V185H216ZM224 186H225V184L223 185V187H224ZM142 187H143V186H142ZM148 187H149V186H147V188H148ZM208 187H209V186H208ZM210 187H211V186H210ZM210 187H209V188H210ZM212 187H211V188H212ZM217 187H218V186H217ZM221 187H222V186H221ZM227 187H228V184H227ZM233 187H234L236 190H234ZM260 187H261V188H260ZM149 188H150V187H149ZM171 188H172V187H171ZM171 188L167 187V189H171ZM211 188H210V189H211ZM214 188H215V187H214ZM214 188H213V189H214ZM219 188H220V187H219ZM219 188H218V190H219ZM228 188H229V187H228ZM257 188H258V190H257ZM259 188H260L262 191L259 192V195H258L257 191L260 190ZM144 189H145V188H144ZM150 189H151V188H150ZM176 189H174V190H176ZM206 189H207V188H206ZM210 189H209V190H210ZM215 189H216V188H215ZM220 189H221V188H220ZM254 189H256V190H254ZM174 190H173V192H174ZM190 190H191V192H190ZM207 190H208V189H207ZM209 190H208V191H209ZM216 190H217V189H216ZM205 191H206V190H205ZM241 191H242V192H241ZM126 192H127V194H128V191H126ZM141 192H142V191H141ZM146 192H147V191H146ZM161 192H163V190L160 191V193H161ZM169 192H170V191H167V194H172V193H171L172 190H171L170 193H169ZM182 192H183V193H182ZM215 192H216V191H215ZM217 192H218V191H217ZM217 192H216V193H217ZM219 192H220V191H219ZM228 192H227V193H228ZM239 192H240L242 195L239 194ZM246 192H247V193H246ZM150 193H151V192H150ZM163 193H164V192H163ZM175 193H177V192H175ZM206 193L208 194L207 191H206ZM206 193H205V194H206ZM209 193H210V192H209ZM212 193H213V192H212ZM220 193H221V196H223V194L226 193V189H225L224 193H223V191L220 192ZM222 193H223V194H222ZM244 193H245V194H244ZM124 194H125V192H124ZM127 194H126V195H127ZM147 194H149V193L147 192ZM147 194H146V196H148ZM186 194H185V196H186ZM232 194H233V195H232ZM235 194H236V196H237L236 198H235ZM237 194H239V195H237ZM252 194H253V195H252ZM262 194H263V195H262ZM130 195H131V194H130ZM165 195H166V194H165ZM175 195H176V194H175ZM178 195H179V194H178ZM178 195H177V196H178ZM201 195H202L203 197H202ZM215 195H217V194H215ZM218 195L220 196V194H218ZM218 195H217V196H218ZM245 195H246V196H245ZM136 196H137V194L135 195V197H136ZM146 196H145V197L143 196V197L146 198ZM150 196H152V195L150 194ZM179 196H180V195H179ZM179 196H178V197H179ZM185 196H184L183 199L181 198L182 200L179 201V202H183V201H184L185 204L183 205V203H181V204L179 205V207L177 208V210H178V209L180 210V213H181V214L184 213V215H183L182 218H181L182 220L179 218L181 222L183 221V219H185V218H189V217H190L191 214H190L189 212H187V211H190V209H193L191 206H188V207H187L186 204L189 205L190 202H188V200H189V199H188V196H186V197H185ZM211 196H214V193H213ZM226 196H227V194H226ZM125 197H126V196H125ZM127 197H128V196H127ZM138 197H140V195H138L136 198L139 199ZM141 197H142V196H141ZM141 197H140V198H141ZM143 197H142V198H143ZM152 197H153V196H152ZM152 197H151V198H152ZM160 197H161V196H160ZM181 197H183V196H181ZM209 197H210V195H209ZM215 197H216V196H215ZM224 197H225V196H224ZM228 197L230 198L229 194H228ZM251 197H252V198H251ZM154 198H155V197H154ZM156 198H157V197H156ZM156 198H155V199H156ZM189 198H190V197H189ZM204 198H205V197H204ZM212 198H213V197H212ZM229 198L226 199V197H225L226 200L222 198V199L224 200V201H222V202H224V203L226 202V203H227V202H228L227 200H229ZM124 199H125V198H124ZM124 199L122 198V201H123ZM126 199H127V198H126ZM149 199H150V198H149ZM149 199H148V200H149ZM186 199H187V200H186ZM207 199H208V198H207ZM213 199H214V198H213ZM216 199H217V198H216ZM216 199H215V201H217ZM135 200H136V199H135ZM141 200H142V199H141ZM152 200H153V199H151V201H152ZM159 200H160V198H159ZM178 200H179V199H178ZM203 200H204V199H202L201 201H203ZM220 200H221V199H220ZM230 200H231V199H230ZM230 200H229V203H230ZM136 201H137V200H136ZM138 201H139V200H138ZM138 201H137V203H139ZM145 201H147V199H146ZM151 201H150V202H151ZM154 201H155V200H154ZM160 201H162V200H160ZM186 201H187L188 203H187ZM201 201H199V204H200ZM205 201H206V200H205ZM211 201H212V199H211ZM213 201H214V200H213ZM253 201H254V202H253ZM255 201H256V202H255ZM133 202H134V201H133ZM192 202H191V203H192ZM115 203H116V202H115ZM117 203H118V201H117ZM117 203H116V204H117ZM137 203H136V204H137ZM141 203H142V202H141ZM148 203H149V202H148ZM157 203H158V202H157ZM160 203H161V202H160ZM191 203H190V204H191ZM197 203H198V202H197ZM197 203H195V204H197ZM202 203H203V202H201V204H202ZM204 203L206 204L207 202H204ZM211 203H212V202H211ZM211 203H210V204H211ZM214 203H215V202H214ZM214 203H213V204H214ZM219 203H220V202H219ZM226 203H225V205H226ZM262 203H263V204H262ZM145 204H146V203H145ZM161 204H162V203H161ZM195 204H194V205H195ZM217 204H218V203H216V206H217ZM227 204H228V203H227ZM142 205H143V204H142ZM146 205L148 206V204H146ZM221 205L224 206V204H221ZM221 205H219V206H221ZM233 205H234V204H233ZM241 205H242V206H241ZM117 206H119V205H117ZM130 206H131V205H130ZM138 206H139V205H138ZM149 206H151V205H149ZM152 206H153V203H152ZM155 206H156V205H155ZM157 206H158V205H157ZM161 206L163 207V205H161ZM192 206H193V205H192ZM207 206H209V205L207 204ZM216 206H213V208H215ZM227 206H228V205H227ZM227 206H226V207H227ZM109 207H110V206H109ZM109 207H107V208H109ZM114 207H116V206H114ZM127 207H128V206H127ZM158 207H160V205H159ZM193 207H194V206H193ZM197 207H199V206H196V208H197ZM202 207H204V205H203ZM205 207H206V206H205ZM209 207H210V206H209ZM211 207H212V206H211ZM211 207H210V208H211ZM234 207H235V206H234ZM105 208H106V207H105ZM142 208H144V207L142 206ZM160 208H161V207H160ZM170 208H171V207H170ZM170 208H169V209H170ZM196 208H195V209H196ZM131 209H132V208H131ZM139 209H140V207H137V210H139ZM147 209H148V208H147ZM164 209H165V208H164ZM164 209H163V210H164ZM167 209H168V208H167ZM173 209H174V208H173ZM197 209H198V208H197ZM228 209H229V208H228ZM234 209H233V210H234ZM128 210H129V209H128ZM133 210H134V208H133ZM150 210H151V209H150ZM177 210H176V211H177ZM179 210H178V215H179ZM193 210H194V209H193ZM199 210H200V207H199ZM202 210H204V209H202ZM202 210H201V211H202ZM216 210H218L217 207H216ZM223 210H224V208H223ZM226 210H227V209H226ZM129 211H130V210H129ZM135 211H136V210H134V212H135ZM140 211H141V209H140ZM140 211H137V213L139 212V214H137V216L131 213V214L134 215L135 217H138L137 221H139V219H141V218H139V217L141 216V215H140V214H141ZM145 211H146V210H145ZM147 211H148V210H147ZM171 211H172V210H171ZM238 211H239V210H237L236 212H238ZM132 212H133V211H132ZM134 212H133V213H134ZM164 212H165V210H164ZM166 212H167V211H166ZM172 212H173V211H172ZM174 212H175V210H174ZM190 212H191V211H190ZM220 212H221V211H220ZM226 212H227V211H226ZM233 212H234V211H233ZM233 212H231V214H235V212H234V213H233ZM260 212L262 213V215H261ZM119 213H120V212H119ZM121 213H122V211H121ZM143 213H145V212H143ZM143 213H142V215H144ZM150 213H151V212H150ZM150 213H149V214H150ZM170 213H171V212H170ZM187 213H189V215H188ZM197 213H198V211H197ZM207 213H208V212H207ZM222 213H223V212H222ZM222 213H221V214H222ZM241 213H243V214L245 213V214H244L245 216H243V214H241ZM249 213H252V215L249 214ZM254 213H255V214H254ZM257 213H258V214H257ZM259 213H260V214H259ZM123 214H124V213H123ZM123 214H121V215H123ZM129 214H130V213H129ZM131 214H130V215H131ZM145 214H148V212H146ZM167 214H169V213H167ZM193 214H195V211H194ZM199 214H200V213H199ZM231 214H230V216H228L229 214L227 213L226 216H228V218H229V217L231 218ZM246 214H247V215H246ZM50 215H53V216H54L55 214L52 213V214H50ZM63 215H65V214H63ZM117 215H118V214H117ZM121 215H120V216H121ZM127 215H128V212H126V216H127ZM139 215H140V216H139ZM169 215H170V214H169ZM169 215H167V216H169ZM172 215H173V214H172ZM197 215H198V214H197ZM204 215H207V214L204 213V212H203L202 215L200 214V216H204ZM215 215H216V214H215ZM254 215H255V216H254ZM57 216H58V215H57ZM57 216L55 215L53 218H55V217H57ZM60 216H61V215H60ZM120 216H119V217H120ZM128 216H129V215H128ZM152 216H153V215H152ZM162 216H163V215H162ZM194 216H195V215H194ZM198 216H199V215H198ZM219 216H220V214H218V217H219ZM223 216H224V215L220 216V218H222ZM242 216H243V218L245 217V218H244L245 220L242 219ZM246 216H247V217H246ZM252 216L254 217V221H251V220H253V219H250V217L252 218ZM130 217H131V216H130ZM165 217H166V216H165ZM179 217H181V216L179 215ZM205 217H206V216H205ZM218 217H217V218H218ZM235 217H236V216H235ZM255 217H257V218L255 219ZM260 217H261V219H260ZM50 218H51V217H50ZM58 218H59V216L55 219L56 222L53 221V220H52L53 222L51 221L52 225L55 226L54 229H55L56 227H58L59 224H61V223H59V221H60L59 219H60V218H59V219H58ZM61 218H62V216H61ZM143 218H144V217H143ZM145 218H147V217L145 216ZM159 218H160V217H159ZM169 218L171 219V217H169ZM175 218H176V217H175ZM190 218H191V217H190ZM217 218H216V221H220V220H221V219L217 220ZM226 218H227V217H226ZM228 218H227V221H228ZM263 218H264V217H263ZM66 219H67V218H66ZM118 219H119V218H118ZM128 219H129V218H128ZM133 219H134V218H133ZM147 219H148V218H147ZM153 219H154V218H153ZM160 219H162V218H160ZM177 219H178V218H177ZM192 219H193V218H192ZM197 219H198V217H197ZM210 219L212 220V218H210ZM222 219L224 220L225 217L222 218ZM246 219H247V220H246ZM249 219H250V223H251V225H250V223H249ZM257 219H259V221H260V222H259V223H260V226H259V227H256V226H257L256 224H259ZM123 220H124V218H123ZM125 220H127V219L125 218ZM129 220L131 221V219H129ZM143 220H144V219H143ZM143 220H141V222H145V221H143ZM150 220H151V219H150ZM156 220H157V219H156ZM156 220H155V222L158 221V220H157V221H156ZM162 220H164V219H162ZM162 220H161V221H162ZM167 220H169V219H167ZM171 220H172V219H171ZM188 220H189V219H188ZM193 220H194V219H193ZM195 220H196V219H195ZM204 220H205V218H204ZM208 220H209V219H208ZM208 220H207V223H208ZM211 220H209V221H211ZM225 220H226V219H225ZM225 220H224V221H225ZM237 220H236V222H237ZM57 221H58V222H57ZM118 221H119V220H118ZM134 221H135V220H134ZM148 221H149V220H148ZM151 221H153V220H151ZM227 221H225V222H226V225H227ZM229 221H230V220H229ZM232 221H233V218H232ZM242 221H243V223H242ZM245 221H246V222H245ZM256 221H257V223L255 224V225H256V226H255V225H253V224H254ZM54 222H55L56 224H55ZM116 222H117V221H116ZM119 222H121V221H119ZM139 222H140V221H139ZM139 222H137V223H139ZM149 222H150V221H149ZM149 222H148V224H149ZM159 222H160V220H159ZM159 222H157V223H159ZM171 222H172V221H171ZM173 222H174V221H173ZM173 222H172V223H173ZM178 222H179V221H178ZM178 222H176V223L179 224L180 222H179V223H178ZM185 222H186V221L184 220V223H185ZM188 222H189V221H187V223H188ZM202 222H204V221H201V224H202ZM222 222H223V221H221V224H223ZM253 222H254V223H253ZM261 222H262V223H261ZM57 223H58V224H57ZM125 223H127V222L125 221ZM163 223H164V222H162L161 224H163ZM165 223H166V221H165ZM190 223H191V222H190ZM198 223H199V222H198ZM230 223H232V222H230ZM233 223H234V222H233ZM246 223H247V224H246ZM252 223H253V224H252ZM96 224H97V223H96ZM114 224H115V223H114ZM119 224H120V223H119ZM122 224H123V223H122ZM132 224H133V223H132ZM139 224H140V223H139ZM143 224H145V223H143ZM154 224H155V223H154ZM167 224H169V223H167ZM182 224H183V223H182ZM193 224H195V221H194ZM205 224H206V223H205ZM211 224H212V223H211ZM213 224L217 226L218 222H217V224H215V223H213ZM228 224H229V223H228ZM123 225H124V224H123ZM152 225H153V224H152ZM155 225H156V224H155ZM159 225H160V224H159ZM164 225H165V224H163L162 226H164ZM183 225H184V224H183ZM196 225H197V223H196ZM208 225H210V224H208ZM214 225H211V226H209V227H212V228H218V227L220 226V225H219L218 227H216V226H214ZM226 225H225V226H226ZM249 225H250V226H249ZM60 226H61V225H60ZM60 226H59V228H61ZM96 226H97V227H95V231L98 232V233H99V230H100V229H102L103 227H105V226H103V223H102V225L99 224V225H96ZM115 226H117V225H115ZM138 226H139V225H138ZM156 226H157V225H156ZM160 226H161V225H160ZM167 226H169V225H167ZM181 226H182V225H181ZM190 226H191V225H190ZM197 226H198V225H197ZM199 226L202 227V225H199ZM203 226H205V225H203ZM225 226H224V227H225ZM229 226H231V224H230ZM229 226H228V227H229ZM235 226H236V225H235ZM140 227H141V225H140ZM147 227L150 229V226H147ZM154 227H155V226H154ZM158 227H159V226H158ZM164 227H165V226H164ZM169 227H170V226H169ZM185 227H186V225H185ZM185 227H183V228H185ZM201 227H200V228H201ZM37 228H38V227H37ZM37 228H36V229H37ZM39 228H40V227H39ZM42 228H43V227H42ZM42 228L38 229V231L40 230V232H41V229H42ZM59 228L57 229L58 231H60ZM120 228H121V227H120ZM127 228L130 229L129 227H127ZM165 228H166V227H165ZM176 228H178V227H176ZM191 228H192V226L190 227V229H191ZM206 228H207V230H208V227H207V226H206ZM229 228H230V227H229ZM241 228H240V229H241ZM44 229H45V228H44ZM131 229H132V228H131ZM141 229H142V228H141ZM143 229H145V228H143ZM149 229H148V230H149ZM152 229H153V227H152ZM155 229H156V228H155ZM158 229H159V228H158ZM160 229H161V228H160ZM170 229H171V227H170ZM190 229H189V230H190ZM218 229H219V228H218ZM218 229H217V230H218ZM220 229H221V228H220ZM220 229H219V230H220ZM231 229H232V228H231ZM244 229H245V228H244ZM259 229H260V233H259ZM261 229H262V232H261ZM57 230H56V231H57ZM113 230H114V227H113ZM115 230H117V229H115ZM118 230H119V228H118ZM121 230H123V229H120L119 231H121ZM161 230H164V228L161 229ZM171 230H172V229H171ZM171 230H170V232H171ZM197 230H198V229H197ZM202 230H203V228H202ZM207 230H206V231H207ZM210 230H211V229H210ZM221 230H222V229H221ZM252 230H253V231H252ZM58 231H57V232H58ZM64 231H65V230H64ZM103 231H104V230H103ZM119 231H116V232H119ZM128 231H130V230H128ZM128 231H127V232H128ZM133 231H134V230H133ZM139 231H141V230H139ZM177 231H178V230H177ZM185 231H186V230H185ZM194 231H196V230H194ZM206 231H205V232H206ZM208 231H209V230H208ZM215 231H216V229H215ZM215 231H214V232H215ZM234 231H235V230H234ZM241 231H242V230H241ZM35 232H36V231H35ZM43 232H44V234H43ZM43 232L40 233V235L43 234L44 236H42V235H41V236L46 238L47 236H45V235H47V234H45V233H47V230H46V232H45V231H43ZM61 232H62V231H61ZM96 232H95V233H96ZM116 232L114 231L113 233H116ZM121 232H124V230L121 231ZM131 232H132V231H131ZM145 232H146V230H145ZM145 232H144V233L142 232L143 235L146 236V237H145V241H146L145 244H146V246H144V245L142 244V245L145 247V250L142 252V254L140 253V254H141V257H142V258H141V262H143V260H145L147 263L149 262L148 264H150V261H151L152 264H155V261H153V258H152V260H150V259H151L150 257H151L152 254H154V252H153L154 250H153L152 248H155V249L157 250V247H158V249H159V246H156V247H155V245H154L153 243L159 239L160 234H161L162 232H161V233H157V234L155 233L156 235L153 234V236H151V235H150V236H147L148 234H145ZM172 232H174V231H172ZM175 232H176V231H175ZM180 232H181V231H180ZM226 232H227V231H226ZM230 232H231V230H230ZM232 232H233V229H232ZM232 232H231V233H232ZM248 232H249V234H250V231H249V230H248ZM98 233H97V234H98ZM103 233H104V232H102V234H103ZM124 233H126V232H124ZM124 233H123V234H124ZM136 233H137V232H136ZM138 233H139V232H138ZM140 233H141V232H140ZM147 233H148V232H147ZM163 233L165 234L166 231L163 232ZM178 233H179V232H178ZM182 233H183V232H182ZM186 233H187V232H186ZM200 233H201V232H200ZM216 233H217V231H216ZM221 233H223V230H222ZM35 234H36V233H35ZM37 234H39V233H37ZM97 234H96V235H97ZM99 234H100V233H99ZM118 234H119V233H118ZM118 234H116V235H118ZM132 234H134V233H132ZM132 234H131V236H132ZM172 234H173V233H172ZM174 234H175V233H174ZM192 234H193V233H192ZM218 234H219V233H218ZM233 234H235V233H233ZM249 234H247V235H249ZM261 234H262L263 236L260 237ZM90 235H91V234H90ZM96 235H95V236H96ZM116 235L114 234V236H116ZM119 235H121V233H120ZM127 235H128V234H127ZM184 235H185V234H184ZM184 235H183V236H184ZM186 235H187V234H186ZM203 235H204V234H203ZM208 235H209V234H208ZM211 235H212V234H211ZM235 235H237V234H235ZM247 235H246V236H247ZM53 236H54V235H53ZM110 236H111V235H110ZM114 236H113V237H114ZM134 236H135V235H134ZM138 236H139V235H138ZM163 236H164V235H163ZM167 236H169V234H166L165 238H166ZM170 236L173 237V235H170ZM174 236H175V235H174ZM201 236H202V233H201ZM205 236H206V235H205ZM215 236H217V235L215 234ZM89 237H90V236H89ZM119 237H120V236H119ZM119 237H117V239H118ZM122 237H123V236H122ZM154 237H156L157 239L154 238ZM161 237H162V236H161ZM177 237H178V235H177ZM213 237H214V236H213ZM223 237H224V236H223ZM226 237H228V236H226ZM35 238H37V237L35 236ZM106 238H107V237H106ZM124 238H125V237H124ZM137 238H138V237H137ZM147 238H148V239H147ZM165 238H164V239H165ZM178 238H179V237H178ZM205 238H206V237H205ZM229 238H230V237H229ZM243 238L245 239L246 237H243ZM247 238H248V237H247ZM58 239H59V238H58ZM95 239H97V238H95ZM130 239H131V238H130ZM138 239H139V238H138ZM153 239H154V240H153ZM160 239H161V238H160ZM160 239H159V240H160ZM191 239H192V238H191ZM191 239H190V240H191ZM200 239H201V238H200ZM209 239H210V238H209ZM212 239H213V238H212ZM225 239H226V238H225ZM250 239H251V238H250ZM41 240H42V238H40V242H41ZM51 240H52V239H51ZM54 240H55V239H54ZM89 240H90V238H89ZM110 240H111V239H110ZM123 240H124V239H123ZM132 240H133V239H132ZM151 240H153L154 242H152ZM159 240H158V241H159ZM166 240H167V239H166ZM195 240H196V239H195ZM201 240H202V239H201ZM214 240H215V239H214ZM223 240H224V239H222V242H221L220 240H218V242H217L216 245H213L214 243H213L212 245H210V244H209V243H210L209 241H208L209 243H207V242L204 243L205 240H203L202 243L199 241V243H201L200 246H198V245L196 246V247H199V248H198V249H197V248L193 249V251H195V252H192V250H191V251L189 252V254L186 253L187 256L185 257V258H186L185 260H184V257H181V256H182L181 254L179 255V254L177 253V251H176L177 255H175L176 253L173 252V250L175 251V249H174V247H173V250H172V246H173L172 244H171L172 246L169 245V244L167 245L168 248L171 246V247H170V248H171V251H170L169 249H166V248H165L166 250H163V251L157 250V252H156L157 255L155 254V255H156L155 257L157 258V256H158V257H161V258H162V256H164L163 254L167 255V256H165V258L167 257L168 260H164V257H163V261L161 260V261H162V264H163L164 261H166V262H164L165 264H176L177 262H179V263H184V264H190V263H191V264H211V262L214 261V260L217 258L218 255H220V254L222 255V253H226V252L230 251V246L226 244V242H225L226 240H225V241H223ZM242 240H243V239H242ZM16 241H17V240H16ZM16 241H15V242H16ZM31 241H35V239H34V240L32 239V240L29 241L31 244H33V242H31ZM45 241H46V239H45ZM45 241H44V242H45ZM47 241H49V240H47ZM57 241H58V240H57ZM113 241H114V240H113ZM130 241H131V240H130ZM136 241H137V240H136ZM136 241H135V242H136ZM170 241H171V240H170ZM170 241H169V242H170ZM186 241H187V239L185 240V242H186ZM17 242H18V241H17ZM36 242H37V240L35 241V243H36ZM52 242H53V241H52ZM55 242H56V241H55ZM95 242H97V240H95ZM135 242H134V243H135ZM138 242H139V241H138ZM142 242H144V241H142ZM181 242H182V241H181ZM190 242H192V241H190ZM196 242H197V241H196ZM196 242H195V243H196ZM219 242H221V243H219ZM26 243H28V242H26ZM38 243H39V242H38ZM46 243H47V242H46ZM90 243H91V242H90ZM97 243H98V242H97ZM111 243H112V241H111ZM117 243H119V241H118ZM123 243H124V242H123ZM162 243H163V242H162ZM166 243H167V242H166ZM182 243H183V242H182ZM182 243H179L180 246H181ZM218 243H219V244H218ZM14 244H15V243H14ZM40 244H41V243H40ZM42 244H43V243H42ZM48 244H49V242H48ZM103 244H104V243H103ZM105 244H106V243H105ZM119 244H120V243H119ZM157 244H158V243H157ZM175 244H176V243H175ZM183 244H184V243H183ZM185 244H186V243H185ZM185 244H184V245H185ZM15 245H18V244L16 243ZM110 245H111V244H110ZM176 245H177V244H176ZM189 245H190V244H189ZM194 245H195V244H194ZM226 245H227V246H226ZM235 245H236V243H235ZM29 246H30V245H29ZM152 246H154V247H152ZM178 246H179V245H178ZM180 246H179V247H180ZM185 246L188 247V242H187V245H185ZM106 247H107V246H106ZM108 247H110V246H108ZM118 247H120V246H118ZM118 247L116 248V246H114V248H116V249H118ZM122 247H123V246H122ZM125 247H126V246H125ZM135 247H136V246H135ZM135 247H134V248H135ZM137 247H138V246H137ZM141 247H142V246H141ZM161 247H162V246H161ZM163 247H164V246H163ZM176 247H177V246H176ZM176 247H175V248H176ZM179 247H178V248H179ZM182 247H184V246H182ZM192 247H193V246H192ZM120 248H121V247H120ZM126 248H127V247H126ZM178 248H177V249H178ZM180 248H181V247H180ZM38 249H39V248H38ZM122 249H123V248H122ZM136 249H137V248H136ZM141 249H142V248H141ZM163 249H164V248H163ZM39 250H40V249H39ZM113 250H114V249H113ZM120 250H121V249H120ZM130 250H131V249H130ZM138 250H139V249H138ZM156 250H155V251H156ZM161 250H162V249H161ZM109 251H110V250H109ZM115 251H116V250H115ZM115 251H114V252H115ZM122 251H123V250H122ZM127 251H128V250H127ZM158 251H159V252H158ZM44 252H45V251H44ZM96 252H97V251H96ZM107 252H108V251H107ZM111 252H112V251H111ZM118 252H120V251H118ZM123 252H124V251H123ZM161 252H162L163 254H162ZM169 252H170V253H169ZM126 253H127V252H126ZM132 253H133V252H132ZM137 253H139V252H137ZM160 253H161L162 255H161ZM167 253H169V254H167ZM190 253H191V254H190ZM110 254H111V253H110ZM123 254H124V253H123ZM158 254H159V255H158ZM42 255H43V254H42ZM42 255H41V256H42ZM108 255H109V254H108ZM130 255H131V254H130ZM136 255H137V254H136ZM142 255H143V256H142ZM94 256H95V255H94ZM98 256H99V255H98ZM119 256H120V255H119ZM132 256H133V255H132ZM132 256H131V257H132ZM152 256H153V255H152ZM183 256H185V254H183ZM21 257H22V259H23V256H21ZM24 257H26V256L24 255ZM113 257H114V256H113ZM122 257H123V256H122ZM124 257H125V255H124ZM129 257H130V256H129ZM131 257H130V258H131ZM133 257H135V256H133ZM133 257H132V258H133ZM145 257H146V258H145ZM153 257H154V256H153ZM249 257H251V258H249ZM92 258H93V257H92ZM119 258H121V257H119ZM130 258L127 257V260L130 259ZM137 258H138V257H137ZM147 258H148L149 261L147 260ZM149 258H150V259H149ZM156 258H154V259H156ZM181 258H183V259H181ZM247 258H248V259H247ZM17 259H18V257H17ZM87 259H88V258H87ZM87 259H86V260H87ZM90 259H91V258H90ZM109 259H110V257H109ZM114 259H116V258H114ZM114 259H112V260L110 259L111 261H109V262L112 263V261H115ZM135 259H136V258H135ZM142 259H143V260H142ZM261 259H262V258H261ZM263 259H264V258H263ZM18 260H19V259H18ZM91 260H92V259H91ZM93 260H94V259H93ZM93 260H92V261H93ZM104 260H105V259H104ZM187 260H188L189 263H188V262H185V261H187ZM246 260H245V262H246ZM251 260H252V259H251ZM39 261H40V260H39ZM105 261H106V260H105ZM118 261H120V259H118ZM130 261H132V260H130ZM137 261H138V260H137ZM145 261H144L143 263H146ZM152 261H153V262H152ZM180 261H181V262H180ZM229 261H230V260H229ZM261 261H262V260H261ZM16 262H17V261H16ZM21 262H23V260H22V261H19V263H21ZM86 262H87V261H86ZM95 262H96V261H95ZM125 262H126V260H125ZM243 262H244V261H243ZM41 263H42V262H41ZM43 263H44V262H43ZM45 263H46V262H45ZM45 263H44V264H45ZM92 263H93V262H92ZM98 263H99V262H98ZM101 263H102V262H100V264H101ZM103 263H104V262H103ZM107 263H108V262H107ZM113 263H117V262H113ZM134 263H136V262H134ZM156 263H157V262H156ZM251 263H252V262H251ZM260 263H261V262H260ZM37 264H38V263H37ZM90 264H91V263H90ZM93 264H94V263H93ZM96 264H97V263H96ZM105 264H106V263H105ZM122 264H123V263H122ZM129 264H131V263H129ZM158 264H159V263H158ZM242 264H243V263H242ZM244 264H245V263H244ZM246 264H247V263H246ZM249 264H250V263H249Z\"/></svg>",
    "mask_w": 264,
    "mask_h": 264
}]
</instances>
